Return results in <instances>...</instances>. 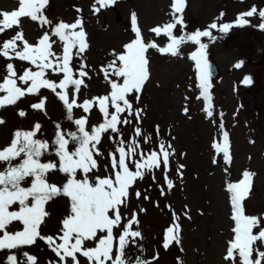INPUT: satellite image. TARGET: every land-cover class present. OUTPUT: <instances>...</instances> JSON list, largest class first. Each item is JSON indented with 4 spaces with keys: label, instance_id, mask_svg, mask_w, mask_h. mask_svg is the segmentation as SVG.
<instances>
[{
    "label": "rangeland",
    "instance_id": "1",
    "mask_svg": "<svg viewBox=\"0 0 264 264\" xmlns=\"http://www.w3.org/2000/svg\"><path fill=\"white\" fill-rule=\"evenodd\" d=\"M94 2L95 0H49L44 10L45 15L54 22L62 20L71 23L78 15L83 17L90 45L83 58L90 69V79L85 81L86 88L81 87L78 102L109 92V83L104 78L101 67L113 58V50L122 51L123 45L135 38L130 20L133 11L137 13L145 43L155 42L166 46L170 42L167 37L156 36L149 29L170 19L172 0H117L115 5L101 9L98 14H93ZM252 5L264 9V0H187L183 13L186 24L184 31L191 33L197 29L203 30L213 21L234 22L238 13L249 10ZM18 7V0H0V10L11 11ZM77 8L81 9L80 13L76 11ZM249 19V25L234 26L227 34L213 30V35L218 37L214 42L203 38V42L209 44L208 60L217 61L220 68L218 77L211 75L214 105L211 117L205 111L206 101L198 98L196 69L189 55L195 46L191 43L183 44L179 56L161 54L156 49L148 50L150 77L139 94V99L133 100V103L135 107L144 109L139 126L143 135L151 136L152 139L148 143H144L140 137L136 139L145 152L157 147L159 140L163 139L166 144L171 143L175 155L170 157L167 169L161 165V168L137 181L134 188L141 192V197L137 199L133 193L128 207H122L121 213L122 216H129L133 211L139 213V228L144 237L143 241L138 242L143 245L142 258L150 259L158 252L159 258L153 264H180V261L183 264H227L224 256L227 241L233 238L231 229L234 222L230 218L232 208L226 184L239 181L244 170L256 173L252 178L251 193L244 201L246 214H264V30L257 27L261 22L257 16ZM21 27L30 43H35L44 31L51 32L50 26L41 28L38 22L27 17L21 18ZM15 32L14 28L0 35V42ZM174 34H182L179 25ZM53 50L60 53L59 41L53 45ZM239 61L244 63L236 68L235 64ZM8 62L14 64L17 76L29 67L36 70L29 62L18 59L8 61L0 56V81L6 76L5 65ZM79 63L74 50V71ZM248 75L252 77L251 85L242 82ZM47 78L58 81L62 76L48 73ZM17 84L27 87L19 80ZM68 93L71 100V87ZM40 96L47 98L46 111L30 107L38 102L36 95H26L17 104L0 108V118L5 121L0 124V148L10 143L16 130L32 129L37 122L42 126L38 137L48 141L54 138L57 123L66 130H74L73 123L65 119V106L58 97L48 89H41ZM185 107L188 108L187 114L183 111ZM20 110L26 115H18ZM109 110L112 111L111 108ZM73 114L74 117L88 115L92 119L89 125H96L102 118L96 107H93L90 114L74 108ZM157 125L159 134L156 132ZM222 129L229 133L230 138L231 161L227 163L223 154L217 153L213 147L215 143H222ZM120 130L125 140L134 136L132 126H122ZM100 147L104 156L97 157L101 168L96 174L103 176L106 174L103 165L108 159V150L114 145L105 135ZM71 148L70 145L69 149ZM42 159L56 161L57 157L49 154ZM19 162L21 160L17 159L13 164ZM179 165H184L179 170L182 175L178 174ZM4 167L0 163V168ZM165 174L174 182L171 189L166 186ZM79 177L78 172L77 178ZM48 179L51 183L62 185L66 176L56 171L49 173ZM161 190L165 195H161ZM144 196L149 198L144 199ZM16 207L12 206L13 209ZM140 209L145 211L141 212ZM46 211L49 215L42 223L40 232L44 236H56L60 233L63 218L70 214V199L59 196L49 201ZM174 214L180 217V241L172 242L165 249L163 244L166 229L174 223ZM21 228L19 222H14L8 231L14 232ZM86 244L88 247L95 246L94 242ZM23 252L34 254L38 258L37 264H49V261L56 264L57 261L51 248L38 239L33 246L0 250V264H9L7 257L13 253L17 255L19 264H23ZM126 255L132 260L141 253L132 246L126 249ZM80 260L81 264H88L85 258L81 257Z\"/></svg>",
    "mask_w": 264,
    "mask_h": 264
},
{
    "label": "snow or ice",
    "instance_id": "2",
    "mask_svg": "<svg viewBox=\"0 0 264 264\" xmlns=\"http://www.w3.org/2000/svg\"><path fill=\"white\" fill-rule=\"evenodd\" d=\"M18 3V9L0 10V35L16 29L14 35L0 42V56L8 61L18 59L29 62L36 70L29 67L17 76L13 63L5 65L6 76L0 81V93H3L0 95V108L15 105L26 95H36L38 102L30 107L46 111L47 98L40 96V90L48 89L63 103L65 119L73 123L75 128L66 130L57 123L54 138L48 141L38 137L42 126L37 122L32 129L16 130L10 143L0 148V163L5 165L0 168V250L33 246L39 239L55 253L56 264H69V260L71 264H81V257L88 264H153L159 258L158 252L150 259L142 258L143 245L138 242L143 241L144 237L139 228V213L133 211L129 216H122L121 213L122 207H128L133 193L137 199L141 197V192L134 188L137 181L161 168V165L167 169L170 157L175 155L171 143L166 144L163 139L159 140L157 147L147 152L140 148L136 139L140 137L144 143L152 139L151 136L145 137L139 126L144 109L135 107L133 103V100L139 99V94L150 77L148 50L156 49L161 54L179 56L183 44L191 43L195 46L189 55L196 69L198 98L206 101L205 111L211 117L214 105L211 65L207 58L209 44L203 42V38L214 42L218 37L213 35V30L227 34L234 26L249 25V18L254 16L261 21L257 27L264 30V9L252 5L249 10L238 13L234 22L213 21L203 30L187 33L184 31L186 24L183 19L187 0H172L170 19L149 29L156 36L167 37L170 42L166 46L155 42L145 43L137 13L133 11L130 20L135 38L124 44L122 51L113 50V58L101 67V72L109 83V92L78 102L81 87L86 88L85 81L90 79V69L83 58L90 47L83 17L78 15L71 23L62 20L54 22L44 11L49 0H18ZM116 3L117 0H95L92 5L93 14ZM76 11L80 13L81 9L77 8ZM24 17L38 22L41 28L50 26L51 32L44 31L35 43H30L21 27V18ZM178 25L182 32L179 36L174 34ZM57 41L61 45L60 53L53 50ZM74 50L75 56L80 60L75 71L72 67ZM243 63L239 61L235 67L240 68ZM48 73L62 78L58 81L49 79ZM18 80L27 87L18 86ZM242 82L251 85L252 77L245 76ZM70 87L71 100L68 93ZM93 107L100 111L102 117L96 125L88 124V115L74 117V108L90 114ZM183 111L187 114L188 108L185 107ZM18 115L25 116L26 113L20 110ZM3 123L5 121L0 118V124ZM122 126H132L134 136L125 140L120 130ZM156 132L159 134L158 125ZM105 135L114 147L108 150V159L103 165L106 174L101 176L96 174L101 168L97 157L104 156L100 146ZM221 136L222 143H215L213 147L217 153L223 154L227 163L231 161L229 133L222 129ZM49 154H54L57 160L42 159ZM17 159L21 162L13 164ZM183 167L184 165L178 166V174L182 175L179 170ZM56 171L66 176L62 185L49 182V173ZM255 175L254 172L244 170L239 181L226 184L232 208L230 218L234 222L231 229L233 238L227 241L224 256L227 264H237V261L238 264H264V250H261L264 248V214H246L244 207ZM165 179L167 188H173L174 182L166 174ZM26 183L28 186H24ZM161 195H165L163 190ZM59 196L70 199V214L63 218L60 233L56 236H44L40 227L49 215L46 205ZM148 198L144 196V199ZM13 205L17 207L13 209ZM187 218L190 219V216ZM179 220V215L174 214V223L166 229L163 244L165 249L172 242L180 241ZM14 222H19L22 228L14 232L8 231ZM86 242H94L95 246L88 247ZM132 246L141 255L130 260L126 249ZM22 256L23 264H37L38 258L34 254L23 252ZM7 259L9 264H19L14 253L9 254ZM49 264L53 262L49 261ZM180 264L183 262L180 261Z\"/></svg>",
    "mask_w": 264,
    "mask_h": 264
},
{
    "label": "water",
    "instance_id": "3",
    "mask_svg": "<svg viewBox=\"0 0 264 264\" xmlns=\"http://www.w3.org/2000/svg\"><path fill=\"white\" fill-rule=\"evenodd\" d=\"M215 68H216V67H215V65H214V64H212V65H211V69H212V71L214 72V74H216V73H217Z\"/></svg>",
    "mask_w": 264,
    "mask_h": 264
}]
</instances>
